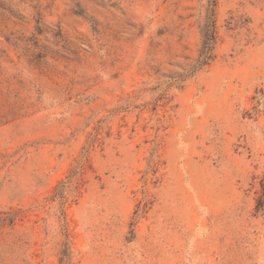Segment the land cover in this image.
Wrapping results in <instances>:
<instances>
[{
	"label": "rangeland",
	"instance_id": "obj_1",
	"mask_svg": "<svg viewBox=\"0 0 264 264\" xmlns=\"http://www.w3.org/2000/svg\"><path fill=\"white\" fill-rule=\"evenodd\" d=\"M262 92L264 0H0V264H264Z\"/></svg>",
	"mask_w": 264,
	"mask_h": 264
},
{
	"label": "trees",
	"instance_id": "obj_2",
	"mask_svg": "<svg viewBox=\"0 0 264 264\" xmlns=\"http://www.w3.org/2000/svg\"><path fill=\"white\" fill-rule=\"evenodd\" d=\"M215 42V33L213 31V25L210 29H206L203 35V46L200 51V58L198 63L200 65H205L211 59ZM261 97H264V92H262ZM260 185L262 187L261 195L257 200V209H264V176L260 180Z\"/></svg>",
	"mask_w": 264,
	"mask_h": 264
}]
</instances>
